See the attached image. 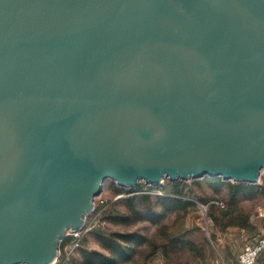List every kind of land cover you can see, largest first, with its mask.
<instances>
[{
	"label": "water",
	"instance_id": "95a60500",
	"mask_svg": "<svg viewBox=\"0 0 264 264\" xmlns=\"http://www.w3.org/2000/svg\"><path fill=\"white\" fill-rule=\"evenodd\" d=\"M264 172V0H0V264H53L106 180Z\"/></svg>",
	"mask_w": 264,
	"mask_h": 264
},
{
	"label": "trees",
	"instance_id": "16d2710c",
	"mask_svg": "<svg viewBox=\"0 0 264 264\" xmlns=\"http://www.w3.org/2000/svg\"><path fill=\"white\" fill-rule=\"evenodd\" d=\"M192 186L184 180L170 182L165 179L157 185L138 183L135 189L125 188L113 182V190L119 195L131 193L119 200L126 207L125 212L113 211L105 218L118 225L130 227L138 222H148L155 226L151 235L140 229H128L107 232L93 229V238L105 249L90 250L85 247V239H81L75 254L65 264H144L150 257L160 252L168 264H186L182 261L186 253L190 257L202 256V249L189 237L184 226L185 216L196 208V202L207 203L212 197L206 195L204 187L225 200V208L218 209L214 202L209 203V215L220 229L229 226L249 228L247 216L240 207V202L261 195L262 187L257 183L231 182L220 176L205 175L201 179H193ZM143 187H146L147 190ZM159 190L157 195L153 193ZM99 204L97 209H102ZM170 221H167L168 217ZM73 237L66 236L60 243V250Z\"/></svg>",
	"mask_w": 264,
	"mask_h": 264
},
{
	"label": "rangeland",
	"instance_id": "374dc122",
	"mask_svg": "<svg viewBox=\"0 0 264 264\" xmlns=\"http://www.w3.org/2000/svg\"><path fill=\"white\" fill-rule=\"evenodd\" d=\"M192 180L193 179L184 181L192 186ZM113 182L115 181L111 179L105 181L102 193L95 199V209L87 216L86 225L80 236H78L80 238H72L65 244L66 246L61 249L57 264H65L66 261H69L72 258L79 247H75V244L77 242L80 244L81 239H85L84 245L87 249L105 252V249L91 235L90 232L93 229H102L107 232L140 229L147 235H151L154 232L155 226L149 224L148 222H138L136 225L126 227L114 224L105 218L106 214L115 210L125 212L126 207L123 204L118 203V201L131 194L122 193L117 195L113 190ZM139 183L152 185L147 184L144 181H140ZM257 184L262 187L261 195H257L255 198L250 200L241 201L239 204L242 208L243 215L245 214L247 216L250 224L249 228L229 226L224 229H220L217 227L209 215V203L214 202L218 209L225 208L226 203L221 195H216L209 188L204 187L203 191L205 194L214 199L207 203L196 202V208L190 211L184 219V226L188 229L189 237L192 238L202 249V256L190 257L185 253L182 257V261H186L188 259L186 264H235L237 255L243 244L264 232V218L256 217L255 212L258 206L264 204V172H261L259 182ZM143 188L145 191L147 190L146 187ZM153 193L160 195L161 192L159 190H155ZM99 204H102L103 207L98 210L97 207ZM171 217L172 216L168 217L167 221H170ZM144 264H168V262L160 252H157Z\"/></svg>",
	"mask_w": 264,
	"mask_h": 264
},
{
	"label": "built area",
	"instance_id": "2783aa9c",
	"mask_svg": "<svg viewBox=\"0 0 264 264\" xmlns=\"http://www.w3.org/2000/svg\"><path fill=\"white\" fill-rule=\"evenodd\" d=\"M255 212H256V217L264 218V204L258 206ZM83 228L80 230H70L67 232L65 237L73 236V239L80 238L78 236H80L81 232L83 231ZM78 246H79V243L77 242L75 244V247H78ZM60 253H61V250L59 249L58 257L56 258L53 264H57ZM235 264H264V232L258 235L257 237H255L253 240L247 241L243 244V246L241 247L237 255V260Z\"/></svg>",
	"mask_w": 264,
	"mask_h": 264
},
{
	"label": "crops",
	"instance_id": "0c3cea01",
	"mask_svg": "<svg viewBox=\"0 0 264 264\" xmlns=\"http://www.w3.org/2000/svg\"><path fill=\"white\" fill-rule=\"evenodd\" d=\"M255 238V237H254ZM254 238H252L251 240H253ZM251 240H249V241H251ZM236 260H237V258H236ZM235 263H236V261H235Z\"/></svg>",
	"mask_w": 264,
	"mask_h": 264
}]
</instances>
